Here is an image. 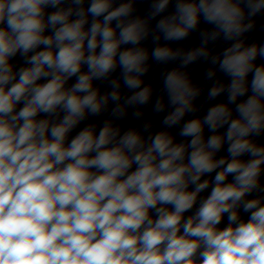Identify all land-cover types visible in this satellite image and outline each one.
<instances>
[{
	"label": "clouds",
	"instance_id": "1",
	"mask_svg": "<svg viewBox=\"0 0 264 264\" xmlns=\"http://www.w3.org/2000/svg\"><path fill=\"white\" fill-rule=\"evenodd\" d=\"M138 2L0 0V264H264V0Z\"/></svg>",
	"mask_w": 264,
	"mask_h": 264
}]
</instances>
